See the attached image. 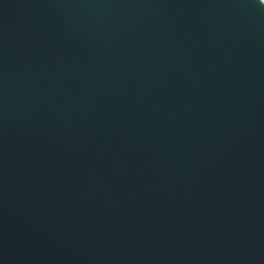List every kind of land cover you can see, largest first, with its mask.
<instances>
[{
	"label": "water",
	"instance_id": "obj_1",
	"mask_svg": "<svg viewBox=\"0 0 264 264\" xmlns=\"http://www.w3.org/2000/svg\"><path fill=\"white\" fill-rule=\"evenodd\" d=\"M0 264H264V11L0 0Z\"/></svg>",
	"mask_w": 264,
	"mask_h": 264
},
{
	"label": "snow or ice",
	"instance_id": "obj_2",
	"mask_svg": "<svg viewBox=\"0 0 264 264\" xmlns=\"http://www.w3.org/2000/svg\"><path fill=\"white\" fill-rule=\"evenodd\" d=\"M247 2L256 7V8H259L261 9L262 11H264V0H247Z\"/></svg>",
	"mask_w": 264,
	"mask_h": 264
}]
</instances>
